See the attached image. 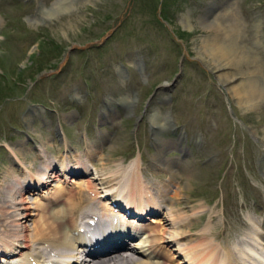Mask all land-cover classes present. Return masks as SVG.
<instances>
[{"label":"rangeland","instance_id":"1","mask_svg":"<svg viewBox=\"0 0 264 264\" xmlns=\"http://www.w3.org/2000/svg\"><path fill=\"white\" fill-rule=\"evenodd\" d=\"M54 1L0 0V180L16 185L23 171L37 176L43 161L41 151L45 150L44 154L58 166L63 156L74 158L75 168L88 158L75 152L53 155L51 151L57 155L65 146L50 142L54 132L45 128L44 115L36 107L45 105L60 113L79 108L81 113L71 117L73 122L64 129L69 138L77 140L76 126L83 122L84 126L90 125V136L95 142L93 125L103 95L109 93L118 98L127 91L117 68H112L113 63L141 56L151 66L152 69H147L154 72L150 77L144 71L140 74L135 67L130 68L132 90L139 88V84L144 87L139 113L155 87L177 75L182 57L186 56L192 64L185 66L178 89L158 94L151 105L162 116L171 112L172 127L176 129L164 130L166 137H177L181 132L188 136L189 141L183 142L189 144L187 152L166 153L171 157L170 165L179 171L177 177L152 164L154 150L148 145L152 138L147 120L139 130L132 120L124 121L125 129L112 139L110 150L94 160V167L115 170L121 161L127 166L142 157L140 179L158 193L167 189L161 216L172 206L186 213L199 212L192 217L189 235L180 243L194 239L197 231L207 224L208 237L222 246L225 243L214 240L215 233L220 241L236 244L249 237L248 231L254 226L248 217L257 220L264 217V175L258 169L264 154V100L258 109L240 108L217 80V70L199 65L198 55L207 57L206 51L197 55L196 50L203 46L202 35H215L213 28H206L200 21L209 9L206 23L217 16L223 26L237 24L241 31L239 39L235 38L242 53L259 56L264 62V0H76L60 5L58 11H67L52 16L58 11L47 10ZM183 17L191 20L192 28L185 27ZM112 32V37L97 47ZM76 93L84 100L81 105L71 98ZM54 114L49 113L51 120H56ZM24 118L31 119L27 123L30 129ZM144 142L146 149L137 151V144L143 146ZM11 145L18 149L16 154L11 153L10 148L14 147ZM74 145L80 148L79 142ZM67 178L70 180L72 176ZM79 179L95 183L90 177ZM83 184L68 185L79 193ZM50 186H43L40 191L24 190V196L33 202ZM171 189L181 193L177 200L168 194ZM210 217L213 219L207 222Z\"/></svg>","mask_w":264,"mask_h":264},{"label":"bare ground","instance_id":"2","mask_svg":"<svg viewBox=\"0 0 264 264\" xmlns=\"http://www.w3.org/2000/svg\"><path fill=\"white\" fill-rule=\"evenodd\" d=\"M61 1L54 5L55 9L47 12L56 13L60 5L71 0ZM207 18L209 9L200 21L206 28H213L215 35L201 37L203 46L197 47V55L206 51L207 57H200L203 56L200 54L197 59L205 68L217 70V80L240 108L258 109L264 100L263 59L242 53L243 49L237 45L239 42L235 38L239 39L241 31L237 24L223 26L218 23L217 16L206 23ZM183 19L185 27L192 28L191 20ZM168 121L169 115L155 113L153 122L159 127L156 131L159 148L153 159L159 158L176 178L179 172L168 162L171 157H166L172 140L163 136ZM26 122L31 123V119ZM16 150L15 147L10 148L11 153L16 154ZM41 152L43 161L37 176L23 171V177L16 185L0 180V264H89L88 260H92L93 264H264V222L256 218L248 217L257 228L248 231L251 235L241 238L239 243L236 240L237 244L230 243V240L220 241V236L215 233L214 240L225 243L224 246L208 237L209 224L197 231L194 239L180 243L189 235L192 217L199 212L186 213L172 206L167 208L166 215L146 219L153 211H156L155 214L161 212L162 198L167 189L158 193L140 179L143 177L140 172L142 160L138 157L127 166L117 163L115 170L96 168L97 175L93 178L97 182L93 183L79 179L77 174L92 170L90 161L94 152L88 154L87 160L76 168L73 166L74 158L63 156L58 166L44 154L47 150ZM70 175L72 179L68 180ZM119 175L121 178L118 180ZM72 183H84L83 188L80 185L79 193H74V188L68 185ZM48 184L51 188L45 189V194L42 197L38 195L33 202L24 196L25 189L36 190V186ZM84 191L89 194H84ZM169 193L176 200L181 194L172 189ZM91 208L93 211H88ZM30 220L31 225L28 224ZM107 221H110V226H107ZM117 229H121V237L117 235ZM110 230L114 234L107 235ZM125 234L130 238L139 234L126 244L128 251L125 254L120 247L126 245H120L106 254H93L92 259H86L83 249H78L79 245H84L93 251L113 242L122 243ZM94 239L100 240L97 243Z\"/></svg>","mask_w":264,"mask_h":264},{"label":"flooded vegetation","instance_id":"3","mask_svg":"<svg viewBox=\"0 0 264 264\" xmlns=\"http://www.w3.org/2000/svg\"><path fill=\"white\" fill-rule=\"evenodd\" d=\"M202 36H204V35H202ZM180 38L181 37H179V38L176 37V39H180ZM191 64L192 63L189 62V59H187L186 56H183L182 57V60H181V63L179 65V71H180V67L181 66H183L185 68L186 65L188 66V65H191ZM199 65H201L200 64V61H199ZM127 66L135 67V68H137V70H143V71L146 72V75L149 76V77L152 75V73H154L152 70L151 71H147L148 68H150V69H152V68H151V66L148 67V65H147V59L145 57L137 56V57H135L132 60H130V59L127 58L125 60V62H117V64H114V63L112 64V68H115V67L117 68V70H118L117 71V74L119 73L120 76H122V77L124 76V77L129 78L130 77V71L128 70ZM143 82H145V80ZM180 83H177V85L174 86V88L172 90L173 92H175L178 89ZM138 87L139 88H137L136 90L135 89L132 90L131 86L128 83H126V89H127V91L124 92L125 94H123V95H120V96L118 95L119 96L118 98H114L113 97L114 94L106 93L105 95H103V98L99 102L98 108L100 109V106L103 103L106 107H108V109L110 111L111 110L112 111L115 110V112L117 113L116 116L119 117V115H121V120L126 121L127 119H130L133 122V126H137L138 128H140L142 122H145V120H147L148 122H151L154 119L156 112L158 114L159 113H162V112H160V110H157V109H152L151 108V105H152V102L154 100L149 101L147 99V101H145V103L143 104L142 110L139 113H137L138 112V108L140 106L141 98L143 96V94H141V93H142V91L144 89V87L141 86V84H139ZM140 87H141V91H140ZM92 91H93L94 94L97 92V90H95V89L92 90ZM85 93L86 94H90L87 90L85 91ZM71 98L74 101H80V102H77L78 104H81L84 101V100H82V97L79 96L78 93H76V95H71ZM80 98H81V100H80ZM175 100L176 99L174 98L173 102H175ZM91 103H93V99H91ZM118 103L121 106H119ZM115 106H118V109H116ZM76 111H78L79 114L81 113V110L79 108H77ZM46 112L47 113H51V112H53V110H49V108L47 107V109L45 110V113ZM166 113L167 114H165V115H168V114L170 115L171 114L170 111H168ZM167 125L168 126H167L166 130L169 129V128H171L172 126H174L173 120H170V123H168ZM174 128L175 127H172L171 130H173ZM151 129H152V127H151ZM156 131L157 130L150 131V136L152 135V132H153V135L156 137V134H157ZM200 143H202V142H200Z\"/></svg>","mask_w":264,"mask_h":264},{"label":"water","instance_id":"4","mask_svg":"<svg viewBox=\"0 0 264 264\" xmlns=\"http://www.w3.org/2000/svg\"><path fill=\"white\" fill-rule=\"evenodd\" d=\"M58 1H61V0H55L52 4H51V6H50V8L51 9H55V8H53L54 7V5H56L57 4V2ZM62 1H65V0H62ZM61 1V2H62ZM71 1H73V2H76V0H71ZM61 3L59 2V4L58 5H60ZM57 5V6H58ZM67 10H60V11H58V13L56 14V15H52V16H57V15H60V14H62V13H64V12H66ZM51 16V15H50Z\"/></svg>","mask_w":264,"mask_h":264}]
</instances>
